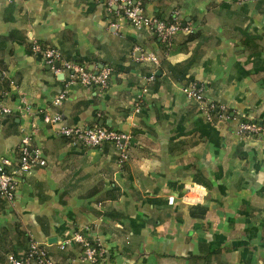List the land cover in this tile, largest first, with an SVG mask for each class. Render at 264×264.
Segmentation results:
<instances>
[{
	"label": "crops",
	"instance_id": "obj_1",
	"mask_svg": "<svg viewBox=\"0 0 264 264\" xmlns=\"http://www.w3.org/2000/svg\"><path fill=\"white\" fill-rule=\"evenodd\" d=\"M143 9L163 21L177 12L190 33L169 48L102 1L0 0V95L11 111L0 122V161L14 169L25 137L44 161L11 204L0 199V264L22 257L30 240L55 264H92L77 246L59 249L75 233L103 249L98 264H264V0H144ZM32 39L94 72L111 67L107 88L54 75ZM187 63L228 119L208 120L182 93ZM55 112L70 126L130 134L127 162L118 165L110 143L58 136L44 122ZM242 123L262 134L238 135ZM191 187L204 194L183 203Z\"/></svg>",
	"mask_w": 264,
	"mask_h": 264
},
{
	"label": "built area",
	"instance_id": "obj_2",
	"mask_svg": "<svg viewBox=\"0 0 264 264\" xmlns=\"http://www.w3.org/2000/svg\"><path fill=\"white\" fill-rule=\"evenodd\" d=\"M8 3H13L18 0H6ZM105 9L112 13L115 11L117 16H121L136 30L147 29L151 32L161 43L166 46L172 38L178 33H190L189 28L183 27L178 19V13L173 12L171 18L172 23L168 24L145 15L144 9L140 2L132 0H104ZM116 26V25H113ZM31 53L38 56L42 61L50 67L54 75H68V84H79L85 88H98L105 90L108 86V80L113 72L109 66H103L96 72L89 70L87 66L65 61L62 59L61 54L54 48L49 46H42L38 41L32 39ZM149 60L157 64V60L153 55L149 56ZM154 76L148 77V81H152ZM182 93L188 100L194 101L198 104V109L205 113L208 120L212 119L215 115L218 120L228 119L227 111L223 105H215L206 102L202 89L195 83L185 84L181 88ZM147 89L142 90L145 94ZM68 91H62L53 101L54 107H60L63 100L66 98ZM8 95L3 92L0 95V120L10 114V109L4 104L3 98ZM142 99L137 97L133 104L134 113H139L141 110ZM45 124L51 126L55 133L63 138L69 139L72 142L82 144L85 147L98 148L105 143L114 145L119 166H122L128 160V147L130 144L131 136L128 133H123L102 127L82 128L77 126H70L64 123L62 116L55 112L47 115L44 118ZM262 134L261 128L256 124L242 123L238 130V135H253ZM30 137H25L22 145L18 150L17 165L11 169L12 164L3 159L0 161V199L5 200L7 203H12L17 191V188L22 178L27 175L34 166L44 165V161L37 159L36 152L31 149ZM204 190L201 187L188 188L182 196V202L192 204L197 202L198 198L203 196ZM194 199V202L190 200ZM168 204H174V198H168ZM68 246H77L82 250L84 258L92 264H98L103 259V249L96 242L88 240L82 234L75 233L70 239H67L59 245L60 250H65ZM8 264H55L53 258L49 253L37 242L31 241L29 248L25 255L22 257H15L8 255L6 257Z\"/></svg>",
	"mask_w": 264,
	"mask_h": 264
},
{
	"label": "trees",
	"instance_id": "obj_3",
	"mask_svg": "<svg viewBox=\"0 0 264 264\" xmlns=\"http://www.w3.org/2000/svg\"><path fill=\"white\" fill-rule=\"evenodd\" d=\"M98 1H102V2L104 3V0H96V2H98ZM132 1L140 2L141 6L143 7L144 0H132ZM155 18L158 19V20H160V21H163V20H161L159 17H155ZM163 22L170 24V23L173 22V20H172V18L170 17V20H168V21H163ZM190 40H192V36H191V35H189L188 38H187V41H190ZM170 43H171V42H169V45H170ZM169 45H167V46H169ZM169 48H170V46H169ZM191 65H192V63H187V65L185 66V68H184V70H183V72H182V76H180V77L178 78V79L181 80V81H184V80H185V81L187 82V84H189V83H194V82L192 81V77H188V74H187V71H188V69L190 68ZM175 70H176L175 67H171V68H170V71H171V72H173V71H175ZM154 79H156V77H155ZM1 121H2V120H0V122H1ZM110 144H111V143H110ZM112 145H113V144H112ZM16 233H24V232L19 231V227H17V228H16ZM30 243H31V240L29 241L28 247H27V249L25 250V252L23 253V255H25V253L27 252Z\"/></svg>",
	"mask_w": 264,
	"mask_h": 264
},
{
	"label": "bare ground",
	"instance_id": "obj_4",
	"mask_svg": "<svg viewBox=\"0 0 264 264\" xmlns=\"http://www.w3.org/2000/svg\"><path fill=\"white\" fill-rule=\"evenodd\" d=\"M190 201H191V202H194V200H192V199H191Z\"/></svg>",
	"mask_w": 264,
	"mask_h": 264
},
{
	"label": "water",
	"instance_id": "obj_5",
	"mask_svg": "<svg viewBox=\"0 0 264 264\" xmlns=\"http://www.w3.org/2000/svg\"><path fill=\"white\" fill-rule=\"evenodd\" d=\"M63 77V76H62Z\"/></svg>",
	"mask_w": 264,
	"mask_h": 264
}]
</instances>
